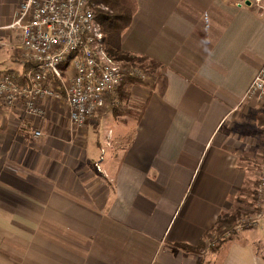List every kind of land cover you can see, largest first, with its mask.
Returning <instances> with one entry per match:
<instances>
[{
  "label": "crops",
  "instance_id": "1",
  "mask_svg": "<svg viewBox=\"0 0 264 264\" xmlns=\"http://www.w3.org/2000/svg\"><path fill=\"white\" fill-rule=\"evenodd\" d=\"M136 1L122 50L150 67L120 105L76 129L63 84L42 119L0 103V264H264V215L207 247L240 226L264 166V104L245 100L264 17L243 0ZM20 2L0 5V75L26 85L7 28Z\"/></svg>",
  "mask_w": 264,
  "mask_h": 264
},
{
  "label": "built area",
  "instance_id": "2",
  "mask_svg": "<svg viewBox=\"0 0 264 264\" xmlns=\"http://www.w3.org/2000/svg\"><path fill=\"white\" fill-rule=\"evenodd\" d=\"M250 5H247V4ZM264 0H243L241 6H253L264 17ZM19 32L23 66H32L29 84L17 83L13 74L0 75V103L21 107L34 119L45 115L40 101L58 98L57 86L64 85L70 120L74 128L87 126L107 104L120 105L118 93L128 79L146 81V72L137 67L125 69L105 47V36L89 0H21L12 23L7 27ZM245 100L264 102V65L248 89ZM43 136L34 133V139ZM104 154V153H103ZM260 208L264 211V169L256 187ZM259 219H246L228 231L216 247L244 228L258 227ZM234 233V234H233Z\"/></svg>",
  "mask_w": 264,
  "mask_h": 264
},
{
  "label": "trees",
  "instance_id": "3",
  "mask_svg": "<svg viewBox=\"0 0 264 264\" xmlns=\"http://www.w3.org/2000/svg\"><path fill=\"white\" fill-rule=\"evenodd\" d=\"M94 7L96 18L102 26L105 36V47L108 54L115 60L123 62L124 68L137 67L147 71L144 59L129 56L122 50L123 33L131 26L137 9L136 0H89ZM105 7L106 9H102ZM155 66V65H153ZM147 73V72H146ZM129 83H143L137 79H128ZM105 110L104 108L100 111ZM99 111V112H100ZM261 211V209L259 210ZM231 221H240L241 212H237ZM229 222V221H228ZM227 222V224H228Z\"/></svg>",
  "mask_w": 264,
  "mask_h": 264
},
{
  "label": "rangeland",
  "instance_id": "4",
  "mask_svg": "<svg viewBox=\"0 0 264 264\" xmlns=\"http://www.w3.org/2000/svg\"><path fill=\"white\" fill-rule=\"evenodd\" d=\"M9 2H10V0H3L2 2H0V5H2V3H3L2 7H3V10L4 11L8 8V3ZM103 8L106 9L105 7H102V9ZM20 43H21V41H20ZM19 51H20V56H21L22 51L20 49H19ZM118 62H120V61H118ZM120 63L124 67V63L123 62H120ZM144 66H145L146 69H149V67H150L149 63H145ZM262 104H264V102H262ZM259 113H261V112H259ZM262 114H264V112ZM262 130H263V134H264V129H262ZM263 169H264V166H263L262 170ZM255 193H256V189H255ZM251 201H254L252 203L251 207H244L241 210V217H240V221H239V224L240 225H242L243 224V221L246 220V219H248V220H250L251 218H253V219H260L264 215V211L260 208V205H259V197H258L257 194L255 195V197H253L252 194H251ZM250 204H251V202H250ZM260 209H261V211H259ZM227 232L228 231L218 232L217 235H216V240H213L212 239L211 241L218 242V240L221 237H223V235L225 233H227ZM216 247H218V246H216ZM216 247H210V249H215Z\"/></svg>",
  "mask_w": 264,
  "mask_h": 264
},
{
  "label": "water",
  "instance_id": "5",
  "mask_svg": "<svg viewBox=\"0 0 264 264\" xmlns=\"http://www.w3.org/2000/svg\"><path fill=\"white\" fill-rule=\"evenodd\" d=\"M247 5H250L249 3Z\"/></svg>",
  "mask_w": 264,
  "mask_h": 264
}]
</instances>
